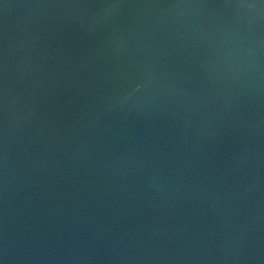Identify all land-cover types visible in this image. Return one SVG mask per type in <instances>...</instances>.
<instances>
[{"label": "water", "instance_id": "95a60500", "mask_svg": "<svg viewBox=\"0 0 264 264\" xmlns=\"http://www.w3.org/2000/svg\"><path fill=\"white\" fill-rule=\"evenodd\" d=\"M0 264H264V0H0Z\"/></svg>", "mask_w": 264, "mask_h": 264}]
</instances>
